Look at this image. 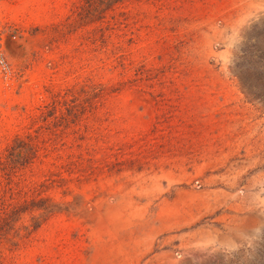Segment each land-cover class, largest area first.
Listing matches in <instances>:
<instances>
[{"label":"rangeland","instance_id":"obj_1","mask_svg":"<svg viewBox=\"0 0 264 264\" xmlns=\"http://www.w3.org/2000/svg\"><path fill=\"white\" fill-rule=\"evenodd\" d=\"M0 264H264V0H0Z\"/></svg>","mask_w":264,"mask_h":264},{"label":"built area","instance_id":"obj_2","mask_svg":"<svg viewBox=\"0 0 264 264\" xmlns=\"http://www.w3.org/2000/svg\"><path fill=\"white\" fill-rule=\"evenodd\" d=\"M0 66L1 69L4 70L5 72L8 70V65L2 57H0Z\"/></svg>","mask_w":264,"mask_h":264}]
</instances>
